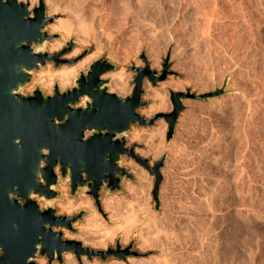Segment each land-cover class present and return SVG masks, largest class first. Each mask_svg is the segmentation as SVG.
Masks as SVG:
<instances>
[{"label":"rangeland","instance_id":"374dc122","mask_svg":"<svg viewBox=\"0 0 264 264\" xmlns=\"http://www.w3.org/2000/svg\"><path fill=\"white\" fill-rule=\"evenodd\" d=\"M18 1L28 4L32 12L34 8L39 6L40 2V0ZM85 1L45 0L47 17L52 19V22L47 26L48 33L50 35L61 34L64 37L62 40L50 41L46 45V50L50 53L60 52L66 46V42L74 40L77 45L63 59L73 60L85 54L86 56L78 62L80 63L84 59L93 58L85 68L78 72L67 88H60L61 91L73 87L74 80L79 78L80 72H86L94 61L105 59L115 64L118 69L114 73L104 75L103 78L109 80L112 93L125 98L132 95L135 87L134 82L137 73L133 69H144L148 62L150 69L156 71L157 76H160L164 70L163 66L168 60L171 74L165 81L158 82L156 85L148 79L144 81L143 100L147 101L148 105L139 109L138 112L147 120L161 113L173 111L171 93L191 91L203 95L224 88L225 94L208 100H184L185 110L180 115L175 137L170 144L166 142L168 124L164 119H159L153 126L149 127L134 125L128 132L127 148L134 147L135 153L148 159L150 166H153L162 156H167L165 165L161 170L164 182L160 188L159 211L156 210V202L152 194L155 177L133 158L124 156L122 167L132 172L134 179H124L122 192L103 190L100 193L106 216L98 211L93 199L90 196H85L83 190L79 192L78 198L70 197L69 183L64 184L62 180L60 181V189L64 199L54 203L57 215L72 217L78 215L82 210L88 212V215L84 216L78 224L73 225L74 231L62 229H56V231H62L64 239L72 240L67 237L69 235L74 237L73 240L83 243L85 247L101 251H107L110 248L115 249L116 242L120 239L122 248H127L133 244L132 251L140 254L137 257H128L125 261L114 257L107 261L99 257L89 260L87 256H83L82 259H87L89 264H134L136 261L137 264L138 261H140L139 264H149L150 262V264H264V89L260 90L264 87V0H245L246 3H244L245 1L241 2L243 0H237L240 5H237L236 0H224L225 2L214 0L215 3L213 0H208L209 2L206 0H87L88 4ZM230 1L235 3L232 4ZM80 2H82L83 6L81 4L80 6L83 8L79 6ZM195 2L197 4L200 2L203 5H197ZM249 2L251 5L248 4ZM53 5L55 10H52ZM113 5L116 7L114 8ZM212 5H216V8ZM232 5L239 6L240 8L235 7L242 11L233 8ZM112 7L114 11H111ZM122 8L126 9V12ZM202 8L205 10L203 11ZM106 9H109V12ZM225 9L227 11L230 9V12L224 11ZM232 9L239 16L233 15ZM88 10L91 12L90 16ZM127 11L129 12L127 13ZM239 12L243 15H240ZM78 13H82V15ZM109 13L111 16H108ZM230 13L234 17L229 15ZM92 14L96 16L94 19L91 17ZM79 15L80 17H78ZM209 15L214 17H211L212 21ZM214 15L220 16L216 19ZM81 16H84L85 22L83 19H79L82 18ZM241 16H244L245 19ZM99 18L101 19L100 22ZM223 18L224 21H222ZM242 18L245 22L242 23L245 26H242L240 21ZM206 21L209 25V28H206L210 29L209 31L206 28H204L206 31L201 30ZM208 21L214 25L209 24ZM92 22H96L98 26ZM139 22L141 24L146 22L145 26L148 25V27L145 28L142 24V28ZM216 22L218 25L220 24V27ZM86 23L89 24L86 25ZM207 24L206 26H208ZM220 28H227L225 29L227 32L224 29L223 31L222 29L219 30ZM215 30L219 31L215 32ZM204 31L207 33L204 34ZM201 32L203 33L202 36L200 35ZM206 34H208V38L210 35L209 40ZM174 35L180 41L178 43L184 51V56L181 60L172 62L168 47L171 36ZM200 37H204L206 40ZM203 40L209 45L203 43ZM210 41H223L224 46L222 47V43L212 42V44ZM56 43H60V47L52 50V46ZM213 45L215 49H213ZM250 55L254 56L256 61ZM142 56L146 57L147 62L142 59ZM250 60L253 62L251 63ZM247 61L251 63V66H248L250 64ZM54 66L53 63H49L41 71H35L34 79L26 87L25 92L31 93L44 81L41 89L46 94H54V87L58 81H53L51 74L64 67H73L65 64L55 69ZM239 66L244 68H237ZM253 66L254 68H252ZM245 70L252 71V74L250 73L252 77L250 75L249 78V72ZM238 71L243 77L246 76L245 79L247 80H240V88L231 84L233 76H238ZM242 71L244 72L242 73ZM120 73L124 74L126 87L128 86L127 88L130 89L128 94L121 95L119 91L111 89L110 83L113 75ZM242 76L241 78H243ZM220 82H223L222 87L219 86ZM256 84H259L257 88L255 87ZM242 86L251 88L245 87L246 90ZM241 89H245V92L250 89L247 92L251 97L250 100L256 102H243ZM251 90H253V96H251ZM156 91L163 97L160 95L162 97L160 98ZM256 92L259 95H255ZM244 106L246 107L244 108ZM249 112L251 113L249 114ZM157 131L163 133L160 134ZM154 133L157 134V138ZM134 134L142 137L133 139ZM151 136L156 138V141L154 139L155 142L153 138L151 141ZM160 139L163 142H160ZM156 144L158 147H163L164 150L157 157L154 150ZM133 165L138 168L136 170L143 171L144 182L139 181L141 177L137 176V171L133 169ZM129 183L134 187L137 186L138 189H142V193L145 194L138 195V199L144 207H142L143 211L142 208L140 210L133 208L136 207L139 200L133 199V196L127 192L126 186ZM250 190L253 193H249ZM139 196H143L144 199H140ZM113 197L125 199V203L127 202L125 207L127 209L123 208L126 210L125 213L122 209L120 214L114 216L113 210H105V199H113ZM88 200L93 202V210L88 207H80L70 212L65 207L70 201L75 206H79L81 202ZM130 201H134L135 205ZM41 204L43 207L46 205L44 201ZM134 209L141 211L138 213L143 219L132 221L128 218ZM147 217H153L151 219L155 222L150 223ZM91 220L94 221V226L89 225ZM95 221L99 223H95ZM148 224L152 226L150 231L156 233H153L150 238L153 239L152 236L157 235L154 239L160 240V243H157L158 246L153 245L146 249L143 246L145 242L141 237V231L143 226H148ZM153 225L155 226L153 227ZM101 240H104V246L95 245ZM71 254L75 256L76 264L86 263L82 259L78 260L74 253ZM130 260L132 261L130 262ZM36 262L37 264H48V260L44 257H39ZM55 264L59 263L56 261Z\"/></svg>","mask_w":264,"mask_h":264},{"label":"water","instance_id":"95a60500","mask_svg":"<svg viewBox=\"0 0 264 264\" xmlns=\"http://www.w3.org/2000/svg\"><path fill=\"white\" fill-rule=\"evenodd\" d=\"M45 0L33 12L30 6L18 0H0V264H37L44 257L48 264H65L64 255L74 253L78 260L99 257L104 261L114 257L127 260L140 256L132 251L133 244L107 251L85 247L76 240L64 239L62 231H74L73 225L83 220L88 212L75 216H58L54 203L64 199L58 189L59 180L70 181V197L78 198L84 191L104 216L100 191L122 192L124 179H134L122 167V158H133L155 177L153 197L160 210V188L164 182L162 168L164 155L153 166L148 159L127 148L128 132L132 126H153L159 119L168 124L166 142L175 137L180 115L185 110L184 100H208L221 97L225 89L203 95L188 91L171 93L173 111L161 113L147 120L138 112L148 105L143 100L146 79L154 85L171 74L168 61L160 76L150 69H133L137 73L131 96L121 97L110 91L109 80L103 76L118 67L105 59L94 61L86 72L74 80V89L61 91L56 82L54 94H46L40 85L25 92L41 71L53 63L74 66L86 55L73 60L63 59L77 43L66 42L62 51L50 53L46 45L62 40L61 34L50 35L47 26ZM142 59L147 60L145 56ZM78 105V107H76ZM87 132H93L87 137ZM48 153V154H47ZM60 169V173H57ZM90 189V192L87 190ZM44 201L46 208L38 203Z\"/></svg>","mask_w":264,"mask_h":264},{"label":"bare ground","instance_id":"6f19581e","mask_svg":"<svg viewBox=\"0 0 264 264\" xmlns=\"http://www.w3.org/2000/svg\"><path fill=\"white\" fill-rule=\"evenodd\" d=\"M50 1H51V0H50ZM77 1H78V0H77ZM84 1H85V0H84ZM197 1H198V0H197ZM197 1H196V2H197ZM199 1H200V0H199ZM203 1H204V0H203ZM206 1H208V0H206ZM206 1H205V3H206ZM213 1H214V0H213ZM213 1H212V2H213ZM223 1H224V0H223ZM226 1H227V0H226ZM228 1H229V0H228ZM244 1H245V0H243V1H241V2H244ZM255 1H257V0H255ZM255 1H254V2H255ZM259 1H263V0H259ZM52 2H53V1H52ZM55 2H56V1H55ZM75 2H76V0H75ZM82 2H83V0H82ZM82 2L79 3V6H80V4H81V6H83ZM85 2L87 3V0H86ZM85 2H84V3H85ZM131 2H132V1H131ZM196 2H195V3H196ZM208 2H209V1H208ZM208 2H207V3H208ZM219 2H220V1H219ZM224 2H225V1H224ZM230 2H231L232 4L235 3V2L233 3L232 1H230ZM230 2H229V4H230ZM236 2H237V0H236ZM251 2H252V1H251ZM77 3H78V2H77ZM77 3H76V4H77ZM112 3H113V2H112ZM126 3H127L128 5L130 4V3H128V2H126ZM195 3H194V4H195ZM210 3H211V2H210ZM213 3H215V1H214ZM217 3H218V2H217ZM239 3H240V1H239ZM244 3H246V1H245ZM258 3H260V2H258ZM258 3H257V4H258ZM262 3H263V2H262ZM51 4H52V3H51ZM87 4H88V3H87ZM115 4H116V2H115ZM115 4H114V5H115ZM117 4H118V3H117ZM117 4H116V5H117ZM127 4H125V5H127ZM192 4H193V3H192ZM196 4H197V3H196ZM196 4H195V5H196ZM199 4H200V6L203 5V4L201 5L200 2H199L197 5H199ZM211 4H212V3H211ZM220 4H221V3H220ZM248 4H250V2H249ZM263 4H264V3H263ZM84 5H85V4H84ZM114 5H113V7L115 8L116 6H114ZM128 5H127V6H128ZM130 5H131V4H130ZM132 5H134V3H132ZM197 5H196V6H197ZM237 5H240V4H238V2H237ZM237 5H232V7L234 8V7L237 6ZM250 5H251V4H250ZM261 5H262V4H261ZM55 6H56V5H55ZM77 6H78V5H77ZM81 6H80V7H81ZM86 6H87V5H86ZM118 6H119V4H118ZM118 6H117V7H118ZM120 6H121V5H120ZM200 6H199V7H200ZM212 6H215V8H216V5H212ZM253 6H254V5H253ZM262 6H263V5H262ZM53 7H54V5H53ZM113 7H112V10H111V11H114V10H113ZM121 7H122V6H121ZM123 7H124V4H123ZM131 7H133V6H131ZM131 7H130V8H131ZM217 7H218V6H217ZM230 7H231V5H230ZM237 7H239V6H237ZM237 7H235V9H237ZM81 8H83V7H81ZM118 8H119V7H118ZM127 8H129V7H127ZM204 8H205V7H204ZM239 8H240V7H239ZM239 8H238L237 10H239ZM242 8H243V7H242ZM122 9H123V8H122ZM230 9H231V8H230ZM230 9H228V11L225 9L224 11H226V12H230ZM243 9H245V8H243ZM52 10H55V7L52 8ZM79 10L81 11V9H79ZM108 10H109V9H108ZM108 10L106 9V11H108ZM116 10H118V9H116ZM123 10H124V9H123ZM123 10H121V11H123ZM202 10L204 11L205 9L202 8ZM213 10H214V8H213ZM217 10L219 11L218 8H217ZM220 10H221V9H220ZM232 10H233V12H234V9H232ZM80 11H79V12H80ZM88 11H89V10H88ZM88 11H87V12H88ZM101 11H102V9H101ZM111 11H110V12H111ZM124 11L126 12V9H125ZM129 11H130V9H129ZM129 11H127V13H128ZM131 11H133V10H131ZM203 11H202V12H203ZM235 11H236V10H235ZM239 11H242V10H239ZM52 12H53V11H52ZM89 12H90V11H89ZM92 12H93V11H92ZM108 12H109V11H108ZM115 12H116V11H115ZM119 12H120V9H119ZM119 12H118V13H119ZM197 12H199V11H197ZM211 12H212V11H211ZM213 12H214V11H213ZM219 12H220V11H219ZM233 12H232L233 15L236 14L235 12H234V13H233ZM236 12H237V11H236ZM244 12H245V11H244ZM106 13H107V12H106ZM123 13H124V12H123ZM206 13H207V12H206ZM237 13H238V12H237ZM78 14H81V15H82V13H78ZM88 14H89V16H90L91 12L88 13ZM95 14H96V13H95ZM112 14H114V13H112ZM129 14H130V13H129ZM201 14H202V13H201ZM203 14H205V13H203ZM216 14H217V13H216ZM226 14H227V13H226ZM232 14L230 13L229 15H231L232 17H234ZM239 14H240V15H243V13L241 14L240 12H239ZM83 15H86V14H83ZM101 15H103V14H101ZM106 15H107V14H106ZM114 15H115V14H114ZM130 15H133V14L131 13ZM198 15H199V14H198ZM205 15H206V14H205ZM210 15H211V13H210ZM210 15H209V17H210ZM212 15H213V14H212ZM217 15H218V14H217ZM217 15H216V16L214 15V16L216 17V19H218L219 16H220L221 14H220L218 17H217ZM229 15H228V16H229ZM236 15H238V14H236ZM87 16H88V15H87ZM87 16H86V17H87ZM93 16H94V14H92V16H91V17L94 19L96 16H94V17H93ZM108 16H111L110 13H109ZM225 16H226V15H225ZM238 16H239V15H238ZM78 17H80V15H79ZM81 17H82V16H81ZM83 17H84V16H83ZM83 17H82V18H79V19H83ZM91 17H90V18H91ZM97 17H98V16H97ZM100 17H101V16H100ZM102 17H103V16H102ZM206 17H207V15H206ZM211 17L214 18L213 16H211ZM211 17H210V20H211ZM223 17H224V16H223ZM229 17H230V16H229ZM241 17L244 18V16H241ZM247 17H248V15H247ZM247 17H246V19H247ZM92 18H91V19H92ZM108 18H109V17H108ZM112 18H113V17H112ZM204 18H205V17H204ZM221 18H222V17H221ZM221 18H220V19H221ZM227 18H228V17H227ZM236 18H237V16H236ZM236 18H235V19H236ZM243 18H242V20H240L241 23L244 22L243 20H244L245 18H244V19H243ZM86 19H87V18H86ZM99 19H100V18H99ZM99 19H98V20H99ZM110 19H111V18H110ZM225 19H226V18H225ZM228 19H230V18H228ZM240 19H241V18H240ZM84 20H85V19H83V22L86 21V20H85V21H84ZM95 20H97V19H95ZM204 20H205V19H204ZM206 20H207V19H206ZM213 20H214V19H213ZM92 21H93V20H92ZM100 21H101V19L99 20V22H100ZM139 21H140V20H139ZM211 21H212V20H211ZM211 21H210V23H209V21H208V23H209V24H212ZM216 21H218V20H216ZM222 21H224V18L222 19ZM222 21H220V22H222ZM227 21H228V20H227ZM229 21H231V20H229ZM88 22H90V21H88ZM136 22H137V21H136ZM140 22H141V21H140ZM140 22H139V25L141 24ZM214 22H215V21H214ZM246 22H247V21H246ZM92 23L96 24V22H92ZM137 23H138V22H137ZM145 23H146V22H144V24H143V23H142V24H143L144 27L146 28V26L148 27V25L145 26ZM147 23H148V22H147ZM216 23H217V22H216ZM225 23H226V22H225ZM225 23H224V24H225ZM244 23H245V22H244ZM88 24H89V23H86V25H88ZM99 24H100V23H99ZM101 24H102V23H101ZM142 24H141V25H142ZM166 24H167V23H166ZM203 24H205V25H203V27H202L203 29L201 28V30H205L204 28H206V27L209 28V25L207 24V21H206V23H203ZM206 24H207L208 26H206ZM221 24H222V23H221ZM248 24H249V23H248ZM248 24H247V25H248ZM250 24H251V23H250ZM102 25H103V24H102ZM143 25H142V28H143ZM150 25H151V24H150ZM212 25H214V24H212ZM212 25H211V26H212ZM215 25H216V24H215ZM217 25H218V23H217ZM219 25H220V24H219ZM219 25H218V27H220ZM222 25H223V24H222ZM222 25H221V26H222ZM225 25H226V24H225ZM225 25H224V26H225ZM91 26H92V25H91ZM96 26H98V25L96 24ZM96 26H95V27H96ZM204 26H205V27H204ZM242 26H245V25H243V23H242ZM101 27H102V26H101ZM150 27H151V26H150ZM212 27H213V26H212ZM215 27H216V26H215ZM225 27H228V26H225ZM247 27H248V26H247ZM83 28L86 29V27H83ZM102 28H103V27H102ZM208 28H206V29H208ZM213 28H214V27H213ZM245 28H246V27H245ZM245 28H244V30L247 31ZM248 28H249V27H248ZM87 29H88V28H87ZM87 29H86V30H87ZM104 29H105V28H104ZM216 29H217V28H216ZM221 29H222V28H220L219 30H221ZM223 29H224V28H223ZM223 29H222V31H223ZM225 29H227V28H225ZM225 29H224V31L227 32V30H225ZM249 29H250V28H249ZM82 30H83V29H82ZM96 30H97V29H96ZM209 30H210V29H208L207 31H209ZM213 30H214V29H213ZM219 30H215V32H216V31H219ZM84 31H85V30H84ZM205 31H206V30H205ZM205 31H204V34L207 33V32H205ZM222 31H221V32H222ZM171 33H172V32H171ZM201 33H202V32H201ZM201 33H200V35L202 36L203 33H202V34H201ZM211 33H212V31H211ZM211 33H210V34H211ZM219 33H220V32H219ZM173 34H174V33H173ZM208 34H209V33H208ZM208 34H206V35H207V36H206L207 38H208ZM217 34H218V33H217ZM211 35H212V34H211ZM218 35H219V34H218ZM204 37H205V35H204ZM204 37H203V38L200 37V38L204 39ZM215 37H219V36H215ZM209 38H210V35H209ZM209 38H208V40H209ZM211 38H212V37H211ZM178 39H179V38H178ZM202 39H201V40H202ZM217 39H218V38H217ZM221 39H222V38H221ZM196 40H197V39H196ZM204 40H206V38H205ZM204 40H203V43H205ZM213 40H216V39H213ZM218 40H219V39H218ZM178 41H179V40H177L176 35H174L173 37L171 36V39H170V41H169V42H170V45H169L168 48H169V53H170V55H171V61H172V62H173V61H179V60L182 59V56H184V55H183L184 51H182L181 45H179L180 41H179V43H178ZM84 42H85V40H84ZM210 42H211V43H212V42L214 43L215 41H210ZM222 42H223V41H221V42H217V41H216L215 43H219V44H220V43H222ZM207 43H208V42H207ZM211 43H210V44H211ZM213 43H212V44H213ZM205 44H206V43H205ZM222 44H223V45H222V47H223V46H224V43H222ZM235 44H236V43H235ZM206 45L208 46L209 43L206 44ZM213 46H214V45H213ZM217 46H219V45H217ZM220 46H221V45H220ZM225 46H226V45H225ZM59 47H60V43H56L55 45L52 46V50H55V49H57V48H59ZM222 47H221V48H222ZM168 48H167V49H168ZM209 48H210V47H209ZM219 48H220V47H219ZM219 48H218V49H219ZM213 49H215V46L213 47ZM213 49H212V50H213ZM216 49H217V48H216ZM222 49L224 50V48H222ZM226 49H227V47H226ZM226 49H225V50H226ZM209 50H210V49H209ZM223 50H222V51H223ZM224 52H225V51H224ZM224 52H223V54H225ZM231 52H232V51H231ZM251 53H252V52H251ZM251 53H250V54H251ZM252 55H254V54L252 53ZM252 55H250V56H252ZM245 56H248V55H245ZM245 56H244V57H245ZM250 56H249V57H250ZM94 57H95V56H94ZM252 57H254V56H252ZM145 58H146V57H145ZM245 58H246V57H245ZM92 59H93L92 57L87 58L86 60L84 59V61L78 63L76 66H73V67H64L63 69L59 70L58 72L52 73V74H51L52 80H53V81H54V80H57L58 83H59V85H60V88H61V89L67 88L68 85L71 84L72 80L76 77V75L78 74V72H79L81 69L85 68L86 65H87ZM246 59H248V58H246ZM249 59H250V58H249ZM251 59H253V58H251ZM254 59H255V61H256V58H255V57H254ZM199 60H200V59H199ZM145 61L147 62V60H145ZM167 61H168V60H167ZM202 61H204V60H202ZM250 61H251V60H250ZM180 62H181V61H180ZM247 62L249 63V61H247ZM252 62H253V60L251 61V63H252ZM239 63H240V62H239ZM248 63H247V64H248ZM251 63H249L250 65H248V66H251ZM147 64H148V62H147ZM243 64H246V63H243ZM253 64H254V63H253ZM255 64H256V62H255ZM239 65H240V64H239ZM241 65H242V64H241ZM241 65H240V66H241ZM240 66L237 67V68H239V69H243V68H244L243 66H242V67H240ZM244 66L247 67L246 65H244ZM254 66H255V65H254ZM254 66H253L252 68H254ZM247 68H248V67H247ZM247 68H246V69H247ZM252 68H251V70H252ZM251 70H250V71H251ZM245 71H246V70H245ZM243 72H244V71H242V73H243ZM246 72H249V71H246ZM251 72H252V71H251ZM251 72H249V76H248L249 78H250V75L252 74ZM233 73H234V72H233ZM250 73H251V74H250ZM260 73H261V72H260ZM237 74H238V76H236V77L233 76V81L231 82V84H232V86H239V88H240V85H241V84H240V83H241L240 80H242V79L244 80L246 76L243 77V76L241 75L240 71H238ZM244 75H246V73H244ZM247 75H248V74H247ZM241 76H242L243 78H241ZM251 77H252V75H251ZM254 77H255V76H253V78H254ZM247 79H248V78H247ZM251 79H252V78H251ZM251 79H250V80H251ZM254 79H255V78H254ZM254 79H253V80H254ZM245 80H246V79H245ZM250 80H248V81H250ZM246 81H247V80H246ZM254 81H256V80H254ZM222 83H223V82H220V85H219L220 87H222ZM243 83H244V82H243ZM249 83H250V82H249ZM252 83H253V82H252ZM256 83H257V82H256ZM110 84H111V86H112L111 89L113 88L114 91H116V90L119 91V94H121V95L126 94V93L129 92V90H130V89L127 88L128 86L126 87L124 74H122V73H120V74H118V75L114 74L113 77H112V80H111V83H110ZM250 84H251V83H250ZM245 85H247V84H245ZM257 85H259V84H256V86H255L256 88H257ZM248 86H249V84H248ZM251 86H252V84H251ZM242 87H244V86H242ZM242 87H241V88H242ZM245 87H246V86H245ZM245 87H244V88H245ZM255 87H254V88H255ZM260 87H261V86H260ZM228 88H229V86H228ZM246 88H247V87H246ZM246 88H245V89H246ZM248 88H251V87H248ZM248 88H247V89H248ZM245 89H244V90H245ZM247 89H246V90H247ZM261 89H264V87L260 88V90H261ZM244 90L241 89V91H240L241 94H242L241 97L243 96L242 98H244L243 102L251 101V100H250L251 97H250V95L247 93L250 89H249L247 92H245ZM253 90H254V89H253ZM253 90H251L250 92L252 93ZM257 90H259V89H257ZM111 91H113V90H111ZM255 91H256V89H255ZM255 91H254V92H255ZM262 91H263V90H262ZM156 92H157V91H156ZM258 92H261V91H258ZM262 93H263V92H261V94H262ZM127 94H128V93H127ZM157 94H159V96L161 95L159 92H157ZM257 94L259 95V93L256 92L255 95H257ZM263 95H264V94H263ZM155 96L157 97V95H155ZM155 96H154V97H155ZM161 96H162V95H161ZM161 96H160V98L163 97V96H162V97H161ZM251 96H253V93H252ZM237 97H240V96H237ZM254 97H255V96H254ZM258 97H259V96H258ZM258 97H257V98H258ZM261 97H262V96H261ZM261 97H260V98H261ZM263 97H264V96H263ZM236 99H241V98H236ZM254 99H255V98H254ZM262 99H263V98H262ZM262 99H261V100H262ZM241 100H242V99H241ZM255 100H256V99H255ZM259 100H260V99H259ZM238 101H239V100H238ZM252 101H254V100H252ZM252 101H251V102H252ZM236 102H237V101H236ZM239 102H240V101H239ZM241 102H242V101H241ZM254 102H256V101H254ZM162 103H163V102H162ZM237 104H239V103L237 102ZM240 104H241V103H240ZM253 104H254V103H253ZM253 104H252V105H253ZM257 104H258V101H257ZM242 105H243V104H242ZM242 105H241V106H242ZM244 105H246V104L244 103ZM241 106H240V107H241ZM257 106H258V105H257ZM162 107H163V106H162ZM240 107H239V108H240ZM245 107H246V106H244V108H245ZM157 108H158V107H157ZM157 108H156V109H157ZM247 108H248V107H247ZM254 108H256V107H254ZM156 109H154V110L156 111ZM251 110L253 111V109H251ZM243 111H244V109H243ZM246 111H247V109H246ZM153 112H154V111H153ZM244 112H245V111H244ZM250 113H251V112H249V114H250ZM253 113H254V112H253ZM253 113H252V114H253ZM256 113H257V112H256ZM245 115H246V114H245ZM248 117H250V116L248 115ZM251 118H252V117H251ZM241 129H242V128H241ZM157 132H158V131H157ZM157 132H156V133H157ZM160 132H161V131H160ZM160 132H158V133H160ZM158 133H157V134H158ZM162 133H163V132H162ZM162 133H160V134H162ZM154 134H155V133H154ZM157 134H155V137H156ZM160 134H159V135H160ZM245 134H246V133H245ZM151 135L154 137L153 134H151ZM152 136H151V141H152V138H153ZM141 137H142V136H141V135H138V134H134V135L132 136L133 139H138V138H141ZM148 137H149V136H148ZM148 137H147V138H148ZM157 137H158V136H157ZM157 137H156V138H157ZM160 137H161V136H160ZM156 138H153V141H154V139H155V141H156ZM148 139H149V138H148ZM254 139H255V138H254ZM246 140H247V139H246ZM250 140H251V139H250ZM155 141H154V142H155ZM157 141H158V139H157ZM161 141H162V140L160 139V142H161ZM162 142H163V141H162ZM152 143H153V142H152ZM154 144H155V143H154ZM156 145H157V144H156ZM160 146H162V145H160ZM155 147H156V148H154V150H155V155H156V157H157V156H159L160 153L162 152L163 147H158V145L155 146ZM152 150H153V149H152ZM163 151H164V150H163ZM243 158H244V157H243ZM257 159H258V158H257ZM240 162H241V161H240ZM257 164H258V163H257ZM238 166H239V165H238ZM136 168H137V167H136L135 165H133V169H134L135 171H137V173H136L137 176H138L139 178L141 177V178L139 179V181H143V175H144V173H142L143 171L141 172L140 170H136ZM137 169H138V168H137ZM247 174H248V173H247ZM143 182H144V181H143ZM140 183H141V182H140ZM142 184H143V183H142ZM140 185H141V184H140ZM252 188H254V187H252ZM249 189H251V188L249 187ZM126 190H127V192H128L131 196H133V199H134V198L138 199V195H139V194H140V195H145V194L142 193V191H141L142 189H138L137 186L134 187V185H132L131 183L127 184V186H126ZM246 190H247V189H246ZM246 190H245V191H246ZM251 190H252V189H251ZM251 190H250L249 193H253ZM254 190H255V189H254ZM254 190H253V191H254ZM139 191H141V192H139ZM247 192H248V191H247ZM141 193H142V194H141ZM144 193H145V191H144ZM207 196H208V195H207ZM142 197H143V196H142ZM142 197L139 196L140 199H141ZM124 198H125V197H124ZM136 199H135V200H136ZM143 199H144V198H142V200H143ZM206 199H207V198H206ZM138 200H139V199H138ZM138 200H137V202H138ZM145 200H147V199H145ZM145 200H144V202H145ZM131 201H132V200H131ZM131 201H130V202H131ZM133 202H134V201H133ZM133 202H131V203H133ZM142 202H143V201H142ZM126 203H127V202H126ZM126 203H125V199H120V198L117 199V198H114V197H113V199H108V198H106L105 201H104V206H105V210H106V211L113 210V212L115 213L114 216H116V215H118V213L120 214V211H121L123 208H124V209H127V208H125V207H126ZM134 203H135V202H134ZM134 203H133V204H134ZM133 204H132V205H133ZM145 204H146V202H145ZM145 204H144V205H145ZM208 204H209V203H208ZM128 205H129V204H128ZM134 205H135V204H134ZM134 205H133V206H134ZM146 205H147V204H146ZM147 206H148V205H147ZM147 206H146V208H148ZM65 207H66L70 212H72L73 209H77V208H80V207H88V208H90L91 210L94 209V205H93V202H92L91 200H88V201H85V202L83 201V202L80 203L79 206H75V204H73V203L70 201L69 203L66 204ZM142 207H143V206H142V203H141L140 200H139V202L136 203V207H133V208H139V210H140ZM130 208H131V207H130ZM143 208H144V207H143ZM143 208H142V211H143ZM124 209H123V210H124ZM139 210H135V209H134L133 212L131 211L132 214L130 213V216L127 215L128 218L132 219V221H140L141 219H143V217H140V215H139L140 213H138V212H141V211H139ZM125 211H126V210H124L123 213H125ZM129 212H130V210H129ZM144 213H145V212H144ZM144 213H143V214H144ZM141 216H143V215H141ZM147 218H148V220H149L150 223L155 222V220L151 219V218H153V217H151V218H150V217H147ZM149 218H150V219H149ZM96 220H97V219H96ZM98 220H99V218H98ZM99 221H100V220H99ZM93 222H94V221L91 220L90 223H89V225H90V226H94V223H93ZM96 222H98V221H95V223H96ZM98 223H99V222H98ZM98 223H97V224H98ZM97 224H96V225H97ZM154 226H155V225H153V227H154ZM143 227H144V228H142V231H141V237H143L144 242H145L144 245H143L144 248L147 249V248H149L150 246H153V245H157V246H158L157 243H160V240H155L156 238L154 239V237H155V236L157 237V235L152 236L153 239L150 238L151 235L154 233V231H150V229H151L152 226H150V225L148 224V226H143ZM155 228H156V227H155ZM157 229H158V228H157ZM157 229H154V230H157ZM85 230H86V229H85ZM151 230H152V229H151ZM155 232H156V231H155ZM158 233H159V230H158ZM154 234H156V233H154ZM67 237H69V238L72 239V240L74 239V237L69 236V235H68ZM93 238H94V237H93ZM98 238H100V237H98ZM157 239H160V238H157ZM90 240H94V239H90ZM92 242H93V241H92ZM94 243H95V242H94ZM95 245H98V246H100V245L102 246V245H103V246H104V245H105L104 240H101L100 242H96ZM151 250H152V249H151ZM183 253H184V252H183ZM82 260H83L84 262H86L87 264H89V262L86 261L87 259L85 260V259L83 258ZM41 261H43V260H41ZM44 261H45V260H44ZM65 261H66V264H76V263H77V260H76L75 256H74L73 254H71V253H68V254L65 255ZM131 261H132V260H130V262H131ZM136 262H137V261H136ZM136 262H134V264H135ZM138 262L140 263V261H138ZM141 262H144V261H141ZM42 263H43V262H42ZM86 263H85V264H86ZM139 263H138V264H139ZM150 263H151V262H150ZM150 263H149V264H150ZM155 263H156V262H155ZM131 264H132V263H131ZM136 264H137V263H136ZM141 264H142V263H141ZM143 264H144V263H143ZM146 264H148V263H146Z\"/></svg>","mask_w":264,"mask_h":264},{"label":"flooded vegetation","instance_id":"af4514ba","mask_svg":"<svg viewBox=\"0 0 264 264\" xmlns=\"http://www.w3.org/2000/svg\"><path fill=\"white\" fill-rule=\"evenodd\" d=\"M75 87H76V86H73V87H71L70 89H74ZM28 94L31 95L32 92H31V93H28ZM76 107H78V105H76ZM92 134H94V133H93V132H87V135H86V136H87V137H90V136H92ZM47 154H48V153H47ZM57 173H60V169H57ZM65 180H67L68 183H69V192H70V181L68 180L67 177L65 178ZM60 181H61V180H59V186H58V189H59V190H61V189H60ZM105 189H106V184L103 186L102 191L105 190ZM61 191H62V190H61ZM102 191H100V193H101ZM87 192H90V189H88ZM88 196H89V195H88ZM37 201H38V200H37ZM38 203H39V205H40V208H46V205L43 207L42 204H41V202L38 201ZM0 256H1V253H0ZM38 258H39V257H38ZM41 258H42V257H41ZM55 263H56V261L53 262V264H55Z\"/></svg>","mask_w":264,"mask_h":264}]
</instances>
